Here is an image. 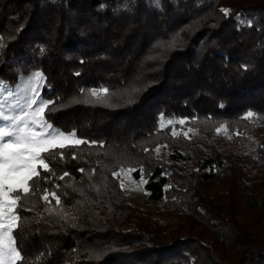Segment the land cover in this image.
Masks as SVG:
<instances>
[{
    "label": "trees",
    "instance_id": "obj_1",
    "mask_svg": "<svg viewBox=\"0 0 264 264\" xmlns=\"http://www.w3.org/2000/svg\"><path fill=\"white\" fill-rule=\"evenodd\" d=\"M36 71L89 143L16 209L17 264H264V0H0V79Z\"/></svg>",
    "mask_w": 264,
    "mask_h": 264
},
{
    "label": "snow or ice",
    "instance_id": "obj_2",
    "mask_svg": "<svg viewBox=\"0 0 264 264\" xmlns=\"http://www.w3.org/2000/svg\"><path fill=\"white\" fill-rule=\"evenodd\" d=\"M221 11L228 15L229 10ZM43 79L41 72L32 73L27 80L26 89L30 95L23 103L12 101L13 93L10 87L0 80V264H17L24 260L21 251L18 250L16 239L18 234L16 230L22 227L20 224L22 218L16 209L23 208V200L41 192L40 198L45 203H51L49 199L51 197L57 206L61 204L56 192L48 188L41 189V184L49 183L50 177L55 175L54 160L64 159V152H57L56 149L89 143L75 138V133L65 134L59 131L44 119L42 114L45 109L52 111L49 106L54 102L45 101L37 95ZM87 91L90 97L95 98L90 99L89 103H106L108 95L106 87ZM3 93H6V96ZM253 116L254 113L249 112L245 118ZM161 121V127H164L163 117ZM167 123L172 124V121L169 120ZM179 123L183 124L184 121L181 120ZM222 128L226 126L217 127V133H220ZM172 134L177 135L174 129ZM184 135L188 136L187 133ZM156 151L159 152V149ZM123 171L124 169H121V172ZM67 176L69 173L64 172L58 179L63 180ZM113 176L119 179L120 173L114 172ZM120 186L121 189L124 188L122 182Z\"/></svg>",
    "mask_w": 264,
    "mask_h": 264
},
{
    "label": "rangeland",
    "instance_id": "obj_3",
    "mask_svg": "<svg viewBox=\"0 0 264 264\" xmlns=\"http://www.w3.org/2000/svg\"><path fill=\"white\" fill-rule=\"evenodd\" d=\"M30 77H31V75L30 76L29 75L23 76V77H21V79L16 84H13V85H9L8 83H6L4 81L5 84H7L10 87V89L13 93V95L11 97L12 101H20L21 103H23L24 100L26 99V97L30 95V93L26 90L27 89V80ZM42 83L39 87V92L37 94L39 98H40L39 93H40V89L42 87ZM3 95L6 96V93H3ZM43 117H44V115H43ZM130 183H131V187L134 189L132 197L140 203L144 202L145 195L143 194V192L141 190L139 182L137 183L135 181H130Z\"/></svg>",
    "mask_w": 264,
    "mask_h": 264
}]
</instances>
